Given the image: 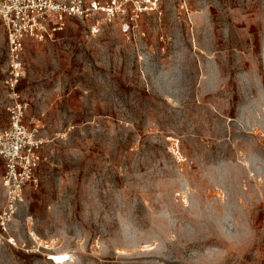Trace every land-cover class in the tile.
<instances>
[{
    "label": "rangeland",
    "instance_id": "obj_1",
    "mask_svg": "<svg viewBox=\"0 0 264 264\" xmlns=\"http://www.w3.org/2000/svg\"><path fill=\"white\" fill-rule=\"evenodd\" d=\"M92 1L26 41L42 160L0 264H264V0ZM6 75L0 23V127Z\"/></svg>",
    "mask_w": 264,
    "mask_h": 264
},
{
    "label": "built area",
    "instance_id": "obj_2",
    "mask_svg": "<svg viewBox=\"0 0 264 264\" xmlns=\"http://www.w3.org/2000/svg\"><path fill=\"white\" fill-rule=\"evenodd\" d=\"M134 11L154 10L159 0H126ZM81 0H0V23L6 32L9 91L5 109L8 124L0 127V186L9 205L17 201L26 184H36L35 170L42 160V140L24 122L27 103L19 99L17 87L23 75L22 54L27 40L44 41L64 25L65 16H77L97 6L112 13L114 5L103 7Z\"/></svg>",
    "mask_w": 264,
    "mask_h": 264
}]
</instances>
